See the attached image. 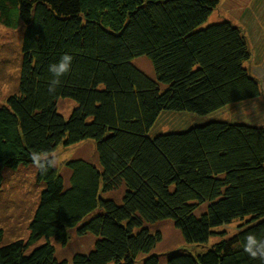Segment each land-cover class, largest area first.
Listing matches in <instances>:
<instances>
[{"label":"trees","instance_id":"obj_1","mask_svg":"<svg viewBox=\"0 0 264 264\" xmlns=\"http://www.w3.org/2000/svg\"><path fill=\"white\" fill-rule=\"evenodd\" d=\"M245 1L0 0V24L23 26L17 88L0 106V169L34 166L42 186L27 239L1 243L0 229V264H136L139 255L161 264L152 253L161 234L144 224L164 219L187 243L217 239L163 264H264L243 251L249 233L264 240V123L214 119L148 134L161 111L205 115L261 95L241 29L202 25L220 4L240 17ZM64 53L71 70L50 92L48 65ZM139 56L153 76L132 62ZM59 99L74 103L67 117ZM86 139L97 164L64 161L68 183L58 166L33 163V153L52 157ZM121 184L120 202L100 195ZM233 220V235L215 230ZM73 228L93 234L94 247L57 260L52 242L65 246Z\"/></svg>","mask_w":264,"mask_h":264},{"label":"rangeland","instance_id":"obj_2","mask_svg":"<svg viewBox=\"0 0 264 264\" xmlns=\"http://www.w3.org/2000/svg\"><path fill=\"white\" fill-rule=\"evenodd\" d=\"M244 5L242 15L237 18L227 13L222 4L217 5L202 25L228 20L241 29L249 48V58L244 62V66L250 74L259 80L261 95L231 103L205 115L188 111H161L150 128L149 135L168 131H182L214 119L255 125L264 123V0H246ZM22 27L21 23L15 28L0 24V106L4 103L5 98L17 88L21 61ZM132 62L139 69L153 76L151 64L146 57H136ZM73 105V101L69 99L57 101V108L64 117L68 116ZM94 148L92 139L83 140L66 148L62 146L56 148L52 156L58 161L56 166L59 167L65 180L68 177V171L63 166L64 161L82 158L97 164V154ZM0 178L1 243H8L16 239L26 240L29 234L28 223L37 204L38 194L42 189V186L35 179V167L19 166L15 170L2 168V170L0 169ZM68 181L67 179L66 183ZM123 191L124 187L121 184L115 189L104 193L100 192V195L114 198L120 202ZM240 223V220H233L229 224L215 228V230H223L226 232V236H231L236 232ZM144 226L148 227L151 232L159 231L161 234L160 241L152 250V253L158 256L161 264L165 262L166 255L170 252H199L217 239V237H212L206 244L187 243L169 219L145 223ZM95 240L96 237L93 234L78 235L76 229L73 228L70 230V238L65 246L52 242L55 248L54 257L57 260L64 259L70 262L75 253H88L93 249ZM43 242L44 238H41L33 243L30 248ZM142 259L143 256L139 255L136 264H141Z\"/></svg>","mask_w":264,"mask_h":264},{"label":"clouds","instance_id":"obj_3","mask_svg":"<svg viewBox=\"0 0 264 264\" xmlns=\"http://www.w3.org/2000/svg\"><path fill=\"white\" fill-rule=\"evenodd\" d=\"M73 57L69 53L62 54L55 62L48 65V71L52 74L49 82V91L55 90L60 83V78L71 70ZM32 160L38 170L47 171L49 167H55L58 161L54 156H43L33 153ZM243 251L252 258L264 260V240L258 239L255 234L249 233L243 241Z\"/></svg>","mask_w":264,"mask_h":264}]
</instances>
